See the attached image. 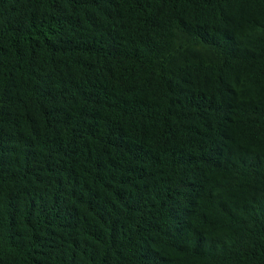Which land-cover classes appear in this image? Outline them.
<instances>
[{
  "label": "trees",
  "instance_id": "obj_1",
  "mask_svg": "<svg viewBox=\"0 0 264 264\" xmlns=\"http://www.w3.org/2000/svg\"><path fill=\"white\" fill-rule=\"evenodd\" d=\"M0 264H264V0H0Z\"/></svg>",
  "mask_w": 264,
  "mask_h": 264
}]
</instances>
